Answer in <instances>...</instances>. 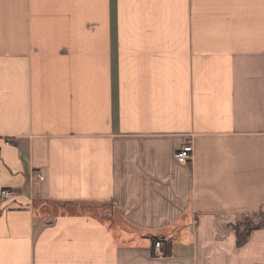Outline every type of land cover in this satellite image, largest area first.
<instances>
[{"label":"crops","instance_id":"obj_1","mask_svg":"<svg viewBox=\"0 0 264 264\" xmlns=\"http://www.w3.org/2000/svg\"><path fill=\"white\" fill-rule=\"evenodd\" d=\"M3 190L0 264H264V0H0Z\"/></svg>","mask_w":264,"mask_h":264},{"label":"built area","instance_id":"obj_2","mask_svg":"<svg viewBox=\"0 0 264 264\" xmlns=\"http://www.w3.org/2000/svg\"><path fill=\"white\" fill-rule=\"evenodd\" d=\"M6 144L9 145L10 141H6ZM194 154L193 143L191 139L187 141L178 151L175 153L176 160L181 164H188L192 162ZM37 178L41 181L44 180V175L38 173ZM15 195L12 190H3L0 193V199L4 200L11 196ZM163 244L161 241H156L154 244V256L162 258L165 256V253L162 250Z\"/></svg>","mask_w":264,"mask_h":264},{"label":"trees","instance_id":"obj_3","mask_svg":"<svg viewBox=\"0 0 264 264\" xmlns=\"http://www.w3.org/2000/svg\"><path fill=\"white\" fill-rule=\"evenodd\" d=\"M262 228H264V219H260L257 221L251 217L246 218L240 227H235L238 246H243L244 244H246L252 231Z\"/></svg>","mask_w":264,"mask_h":264},{"label":"rangeland","instance_id":"obj_4","mask_svg":"<svg viewBox=\"0 0 264 264\" xmlns=\"http://www.w3.org/2000/svg\"><path fill=\"white\" fill-rule=\"evenodd\" d=\"M78 211L93 216H104L109 213V208L100 204H82Z\"/></svg>","mask_w":264,"mask_h":264}]
</instances>
